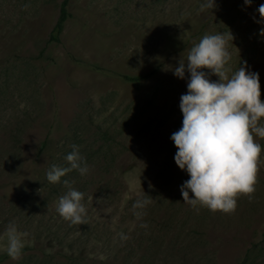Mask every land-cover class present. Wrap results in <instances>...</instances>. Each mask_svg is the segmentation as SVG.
Wrapping results in <instances>:
<instances>
[{
  "label": "rangeland",
  "instance_id": "374dc122",
  "mask_svg": "<svg viewBox=\"0 0 264 264\" xmlns=\"http://www.w3.org/2000/svg\"><path fill=\"white\" fill-rule=\"evenodd\" d=\"M61 1L0 0V264H264V138L251 199L233 213L185 203L190 176L171 137L190 73L170 70L205 35L231 32L230 75L246 61L264 100V0L204 11L205 0H70L60 41H49ZM72 145L88 172L49 182ZM69 188L84 194V224L57 211ZM10 224L19 259L6 251Z\"/></svg>",
  "mask_w": 264,
  "mask_h": 264
},
{
  "label": "clouds",
  "instance_id": "9594fccd",
  "mask_svg": "<svg viewBox=\"0 0 264 264\" xmlns=\"http://www.w3.org/2000/svg\"><path fill=\"white\" fill-rule=\"evenodd\" d=\"M244 2L248 6L252 4V0ZM216 7L215 0H205L200 6L201 11ZM258 12L261 19L256 22L264 24V4ZM260 34L264 36V28ZM229 40H233L231 32L205 35L186 58L182 55L178 67L170 69L180 79H185L186 71L190 73L188 93L180 98L182 128L171 137L178 149L175 162L190 176L180 188L183 201L193 208L201 205L223 213L235 212L237 199L242 195L251 199L256 191L262 149L255 137L264 138L261 123L264 100L259 73L249 71L244 61V66L230 75ZM202 69H209L210 73ZM210 74L219 80L211 81ZM72 148L65 157L69 167L52 165L47 173L49 182L58 183L73 170L81 175L88 172L78 146L72 145ZM63 183L67 186L69 181ZM149 187H153L151 183ZM83 198V193L69 188L59 199L58 213L72 224H84ZM149 203V199L137 200L133 207L143 209ZM136 215L139 217L142 213ZM6 235L7 254L19 259L24 244L14 224L9 225Z\"/></svg>",
  "mask_w": 264,
  "mask_h": 264
},
{
  "label": "trees",
  "instance_id": "16d2710c",
  "mask_svg": "<svg viewBox=\"0 0 264 264\" xmlns=\"http://www.w3.org/2000/svg\"><path fill=\"white\" fill-rule=\"evenodd\" d=\"M69 5H70V0H62L61 4H60V13L58 16V19L55 23V25L53 26L51 33H50V37H49V41H60L61 39V34L63 33V30L65 28V24L67 22V20L69 19V17L71 16V12L69 10ZM158 70L155 69L153 71H150L148 73L145 74H139V75H135V76H131V75H123L124 78L131 80V81H140L143 79L148 78L149 76L155 74ZM46 147V140L43 142V145L41 147V151H43V149Z\"/></svg>",
  "mask_w": 264,
  "mask_h": 264
}]
</instances>
